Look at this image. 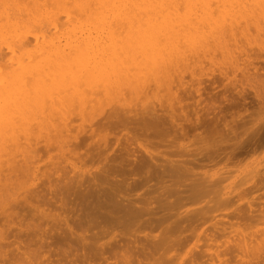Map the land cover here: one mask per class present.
<instances>
[{
	"label": "rangeland",
	"instance_id": "rangeland-1",
	"mask_svg": "<svg viewBox=\"0 0 264 264\" xmlns=\"http://www.w3.org/2000/svg\"><path fill=\"white\" fill-rule=\"evenodd\" d=\"M65 1L64 8L67 11L61 12L59 19L66 26V19L73 18L71 12L79 10V1ZM8 2L13 8V18L15 17L12 28L15 33H12L14 36L11 39L17 50L14 45V55L7 51V61L4 57L0 60V90L8 76L6 74L13 69L7 70L8 67L15 68L19 65L17 63L23 61V50L26 52L30 49L29 45L32 47L35 39L31 36L41 29L32 27L27 22L30 14L24 12L25 8H35L37 4L51 7L52 4L51 0ZM33 2L36 4L34 7L31 4ZM25 13L29 17L25 16ZM19 15L21 16L18 17ZM260 17L258 20L259 24L262 21L261 26L264 22ZM27 25H30L29 28H26ZM255 25L252 24V28ZM260 26L258 30L251 28L252 32L251 25L248 26L250 30L247 32L252 35L247 34L248 37L245 34L247 32H244V37H237V41L236 34H243L245 28L240 26L241 31L237 30L238 33L236 31L235 34L234 30V34L232 33L236 42L230 38L232 35H226L225 41L230 38L235 42V47L229 42V46L234 47L230 48V51L233 48L232 56L230 54L226 57L228 52L225 54V51H229V48L225 49L228 45L223 43L222 39L221 46H225L224 50L221 49L224 51L222 55L217 48V51L212 49L218 46L213 45L216 44L213 42H209L213 47L207 43L211 48L208 50L210 52L205 49V45L207 52H204V55L201 52L203 56L199 54L197 57L196 54L194 58L193 54H190L192 51H189L192 56L187 53L196 61L188 59L182 65L180 63L178 69L181 67L186 70L183 71L184 74L182 70H176L175 74L179 72L183 79L180 82L181 78L176 74L178 80H174L175 77L173 80L177 83L172 84L173 94L176 90L180 91L181 95L192 90V95H182L185 99H182L181 107L174 106L177 109L173 110L171 107L174 103L168 100H171L172 92L169 91V95L166 90L161 89L156 91L158 94H146L148 99L144 100L143 96L135 101H131L134 97L125 96L129 100L126 101L124 97L126 100L122 99L120 102L123 101L126 106L124 103L118 104L125 106V109L112 102L113 107L106 110V106L109 107L108 101H104L106 104H102L106 105L105 108L101 103L99 105H102L106 113L95 105L96 110L99 107L104 114L98 111L101 115H97L98 112L93 109L97 114L91 112L97 117H94L95 120L91 118L94 121L92 124L88 117L89 114L94 116L92 113H89L86 119L83 118L84 122L89 119V126L87 123L83 125L84 128L80 126L84 123L80 117L72 119L73 122L70 123L78 121V126L82 129L75 126L76 124H70L76 128H72L76 132L70 127L74 137H69L63 152L56 144L43 142L45 146L42 148L47 151L49 148L53 149H49L51 152L43 149V152L40 151L41 155L35 154L37 156L34 160L37 162L33 163L35 173L33 170L30 180L32 193L30 192L27 214L30 226L28 264H264V138L257 147L249 146L252 144L249 142L253 138L252 133L256 132L253 128L259 130L257 141L264 137V29L263 25V30ZM45 28L46 25L41 32H46L49 37L50 31ZM49 29V39L67 31L65 28L66 31L62 30L59 23ZM41 32L36 36H41ZM23 34H27V39ZM23 36L29 45H22L24 49L21 50L18 44H22ZM36 42H41V39H37L34 45ZM237 42L239 46H236ZM32 48L34 49V46ZM197 59L202 62L197 63ZM190 60L195 63H190ZM186 63L191 66L187 68ZM199 81L201 83H198ZM195 88L200 89L201 96L195 92ZM225 96L234 99L238 97L235 100L238 102L242 99L240 103L245 104L232 106L234 110L239 107L238 111H234L224 100ZM215 98L219 101H216V105L219 103L220 110L228 115V121H232L231 114H242L239 112L242 109V117L245 119L243 122L247 124L244 129L252 127L250 131L253 132L249 131L244 135L245 130L240 128L243 123L239 124L238 135L232 136L227 144H223L222 149L217 150L215 159L211 161L206 152H203L207 142L203 143L197 138L204 130L199 127L195 130L189 121L179 118L184 115L183 111L187 115L189 113L192 121L199 112L203 118L207 113L208 100ZM166 99L169 102H165ZM173 100L175 101L174 98ZM161 101L163 103H160ZM167 103H171L170 108L165 105ZM178 108L183 111L180 109L181 111L176 113ZM169 109L175 114H171L173 120L170 119V122ZM245 109H248V113ZM251 109H256V114L262 110V116L260 113L258 116L251 115L250 112L254 114ZM220 110L216 109V114L219 115L216 116L220 117L221 114L223 118V111ZM214 113L213 111L212 114ZM176 115L178 119L174 120L173 116ZM256 117H259L260 121ZM2 118L0 122L5 119ZM211 123L209 125H212ZM183 127L188 128V136L182 134L185 130ZM160 128L167 129L168 131L164 130L169 133ZM174 131H178L179 133H176L179 135ZM52 132L55 133L54 129L51 130V134H54ZM67 134L70 136V132ZM216 139L218 136L215 141ZM229 155L232 158L227 162ZM12 240L13 238H8L5 241L10 242V245H5L6 256L0 258V264H18L12 255L17 252Z\"/></svg>",
	"mask_w": 264,
	"mask_h": 264
},
{
	"label": "bare ground",
	"instance_id": "bare-ground-1",
	"mask_svg": "<svg viewBox=\"0 0 264 264\" xmlns=\"http://www.w3.org/2000/svg\"><path fill=\"white\" fill-rule=\"evenodd\" d=\"M51 1V7H47L46 5L43 7V5L39 4L36 6V4L34 5L35 2H33L31 4L32 6H36L35 8H31L32 6H30L31 9H28V7L27 9L25 8L24 12L26 11V13L28 12L27 14H30V18H28L29 21L27 22H29L32 27L37 26L35 28H41L40 30L38 29L39 32H41L43 26L46 25L45 30L47 29L50 31L49 37L51 36V29L49 28L55 27L57 23L60 24L62 30L65 28L67 31L64 29L66 31L65 34H60V36L55 38L51 37V39H49L48 35L46 36V32L44 33V31L41 32V36L38 37L36 34L38 35L39 32L34 33L35 38L31 36L32 39H35L33 40L34 43H32L34 49L29 45V42L26 41L28 37L26 36L27 34H23L26 36V39L23 36L24 39L23 37L21 39L22 44L19 43L18 45L21 46V50L24 49H22V45L26 44L29 45L30 49L28 48V50H26L25 48L26 52L23 50V61L17 63L19 64L17 67H8L7 70L13 69L6 74V76H8L5 78L3 87L1 86L2 88L0 90V120L1 117L5 118L0 122V258L6 256L5 245H10V242L5 243V241L8 240V238H13L12 241L14 245H16L17 252H13L12 255L14 256L15 263L18 264H28V231L30 226L27 220V214L30 206V192L32 193L30 189V180L32 178L31 175H33V170L35 173V169H33L35 167L34 164L37 162H35V158L38 153L41 155V152H43V142H45V144L46 142L49 144H56L58 149H64L67 141L70 140L71 137H74L73 132H76L73 130L76 128L71 125L76 124L75 126L79 127L78 121L73 124L70 123L73 122L72 119H74V117H80L82 118V122H84L83 118L85 117L86 119L88 114L92 113L91 111H93V109H95L94 111L102 112V108L107 101L109 107L105 105L106 108H104L106 110L107 108L113 107L111 104L112 102H116L118 105L122 99L126 97L130 98V96L134 97V99L131 98V101H135L136 98L139 99L141 96H143L142 98L144 100L148 99L147 96L150 92L156 94L160 89L162 91L166 90V93L171 91L173 94L174 90L172 86L178 80L176 74H178L177 76L181 75L179 72L175 74L176 70H182L181 67H179V69L177 67L180 63V65H182L188 59L196 61L194 59L196 58V54H198L197 57H199V54L202 55L205 49H207V51L210 50L211 48L209 45L212 47L213 45L221 46V39L224 41L223 43L226 42V45H228L226 48L224 46V48L227 49L228 47L230 51L233 45L235 47L233 43L236 42L237 37H244V32H247L249 29L248 26L251 25L250 29L252 28V24L255 25V23L257 26H260L262 23V21H260L261 23L259 24L258 19L260 15V20L264 22V0H78L79 5L77 9L79 10L71 12L73 18L71 20L66 19L65 22L67 25L65 26L59 18L60 14L67 11L64 8L66 1ZM13 13V8L9 5L8 0H0V60H3L5 55L6 57L8 56L7 51L11 54L13 53V55L15 52V43H13L11 39L14 36L12 33H15L12 30L14 26L13 21H15L13 20L15 18H13ZM27 14L25 16H27ZM20 16L21 15L18 17ZM62 16L63 15H61V17ZM27 17H29V15ZM16 23L17 22H15V24ZM256 25L253 26V28L255 27L254 30H258L259 28V26L257 27ZM262 25L264 29V23ZM29 26L27 25L26 28H29ZM240 26L243 28L248 27L247 30L245 28L244 31L242 30L243 34L241 32H239L240 34L238 33V31H241ZM252 29L251 32L253 31ZM233 31L234 33L236 31L238 33H235L237 35L235 36L236 40H234ZM251 32L245 34L252 35ZM31 35H33V33ZM226 35L227 37L232 35L233 37L230 38L235 42H232L230 38V40L228 39V41H225L224 39L227 38ZM249 35L247 36L249 37ZM37 39H41V42H36V45H34ZM29 40L31 41L30 37ZM237 41H239V39ZM209 42L216 44L212 45V43ZM229 42L233 44L231 47L229 46ZM207 43H209V45H207ZM238 44L239 42H237L236 46ZM205 45H207L208 48L207 46L205 48ZM218 46L212 49L217 48L218 51H221L220 53L222 55L224 48L223 46ZM233 48L230 53L228 49L225 51V54L228 52L226 57L230 54L231 56L233 55L231 53ZM189 51L193 52L190 53L193 54V56L189 54ZM187 53L194 58H190ZM199 59H197V63H199ZM191 60L190 63L193 62ZM202 60L204 59L202 58ZM194 63L195 62H193V64ZM186 64L184 65L186 66ZM189 66L191 65L188 64L187 68ZM184 70L186 69H183L181 72ZM173 79L177 80L174 81ZM182 79L183 77L180 79V82ZM200 81L203 82L202 80ZM200 81L198 83H201ZM195 90L194 91L201 96L200 89L195 88ZM191 91H189L190 93H186L192 95ZM175 92L173 96L171 95L172 97L170 96L171 100L168 99L174 103L171 107L173 110L174 108L177 109L174 106L178 107L181 105L182 99L185 97L182 95H186L185 92L182 95L179 93L180 91ZM128 94L129 96H127ZM188 95L186 96L188 97ZM166 96L169 98L168 94H166ZM129 98L125 100L128 101ZM173 98L175 101H172ZM224 98L231 107L234 105L240 106V104L243 106L245 104L242 105V103H240L242 99L241 101L238 100V103L236 101L238 97L235 98L236 100L234 98H228L227 96ZM257 98L260 99L261 97ZM216 99L217 98L208 100V106L206 105L207 113L206 116L203 115V118H201L200 112L199 115L196 114L198 110L195 111L196 113L194 112V114H196V119L192 113V117L194 118L193 121L190 119L189 113L188 115L185 114L181 108L180 109L183 111L182 114H184L182 115L183 117H180L178 114L180 117L179 120L185 118L190 122L193 129L202 128L204 130V135L200 133L197 138L203 141V143L207 142V144L205 143L206 145L203 144L205 148L204 151H202L204 153L206 152L207 158L211 161L215 159L214 157L218 152L217 150L220 148L222 149L221 146L223 144H227L232 136H237L240 128L244 129L245 126H247L246 122H243L245 119L242 117V109L239 110L242 114L237 116L236 114H231V110L230 112L228 111L229 114H231L232 120L228 121L229 119H226L228 115L226 114V116L224 111L222 109L223 112L220 110L221 107L219 103L218 106L216 105L217 102H219ZM243 99L245 101L244 97ZM168 100L165 102H169ZM260 101H262V99ZM102 102L105 104H102ZM100 103L103 107L99 105ZM120 103L122 104L124 102L122 101ZM160 103L163 102L161 101ZM170 104L171 103H167L165 105H167V108H170ZM95 105L99 106L102 110L99 107L100 110L98 108L96 110L97 106L95 107ZM119 105L118 107L120 108H126L125 103L124 107H121L123 105ZM225 106L229 107L227 105ZM245 106L244 108H246ZM252 107L254 108V106ZM217 108L224 114L222 115L224 116L223 118L221 114L220 117L216 114ZM261 108H259V110ZM180 109L178 108V111L175 110V112H179ZM238 109L239 107H237L236 110L233 108L234 111H238ZM248 109H245L246 113H248ZM170 110L171 109H169V111ZM173 110H171L173 113L168 111L170 113V118L167 117L168 121L171 119L172 115H175ZM212 110L215 112V116H218L215 117L214 114H212ZM94 111L93 113H95ZM204 111L203 113H205ZM250 111H254V114L250 112L251 115L256 114V109H251ZM97 112L95 114H97ZM260 112H262V110ZM99 113L100 112H98L97 115H99ZM104 113H106V111H104ZM104 113L102 112V114ZM210 113L211 115H209ZM261 114L262 113L259 115ZM90 116L92 115L89 114L88 117L90 120H88L92 124L96 117L95 115L92 117ZM178 116H173V118H175L174 120H177ZM161 118L163 117L161 116ZM88 120L84 123L79 121L82 123L80 126H83ZM221 121L224 122L221 123ZM172 122L173 121H171V123ZM210 123L212 125H209ZM239 124L242 125L241 127L239 126L240 128L238 129L237 127ZM183 126H185V124H183ZM70 127L73 132L70 131ZM169 127L172 128L171 125ZM177 127H179V125ZM186 127H183L185 130L182 129L184 132L180 130L184 136H188L189 134L187 130L190 126L188 128ZM79 128L82 129V127ZM52 129L55 131V133L52 132L54 134H51ZM160 129L163 131L167 130L165 128V130L162 128ZM244 130V135H246L252 130V127H246ZM253 130L256 132L252 131V133L250 131L253 134L251 136L253 138L249 140V142L252 143L249 144V146L257 147L258 144H261L264 137L257 141L256 139L259 137L257 133H259V130L254 128ZM69 132L70 136L67 134ZM174 132L176 133L178 131ZM158 133H161V131H158ZM216 136H218V139L215 141ZM219 138L221 140H219ZM223 139L226 140L221 143ZM210 140L211 142H208ZM49 149L52 150L53 148ZM49 149L48 151L47 149L44 150H46V152H51ZM204 153L200 154L202 155ZM219 155L220 154H218V156ZM227 157L228 159L226 161L228 162L231 160L232 156L229 155ZM222 169L223 168H221V170ZM16 243H18V245Z\"/></svg>",
	"mask_w": 264,
	"mask_h": 264
}]
</instances>
